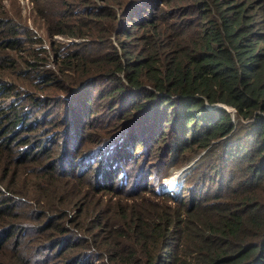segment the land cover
<instances>
[{"label":"trees","instance_id":"obj_1","mask_svg":"<svg viewBox=\"0 0 264 264\" xmlns=\"http://www.w3.org/2000/svg\"><path fill=\"white\" fill-rule=\"evenodd\" d=\"M135 3L130 0L119 10L129 24L115 21V11L106 7L102 17L110 24H102L101 31L112 51L90 63L91 78L104 80L116 115L127 105L142 118L141 126L154 123L156 135L182 148L216 141L217 161L205 173L207 182L187 200L141 202L139 197L145 198L135 192L139 168L129 187L114 188L124 197L122 204L103 201L91 194L109 187L108 173H120V186L123 172L127 177L131 172L118 163L127 161L123 150L115 151L117 142L110 147L98 142L73 164L77 170L98 161L104 181L88 168L63 171L60 157L66 155L43 165L36 152L28 151L27 163L38 166L27 175L32 193L22 194L32 205L2 196L0 264L31 259L41 264V257L43 264H264V0H187L166 15L149 8L144 13ZM84 19L83 29L92 30L99 21L94 13ZM134 32L139 33L130 36ZM129 41L141 50L129 52ZM19 118V111H12L13 124ZM126 129L116 130L120 140ZM129 138L140 143L136 134ZM43 149L36 150L42 158ZM2 188L11 191L8 184ZM9 231L15 236L4 243L2 233Z\"/></svg>","mask_w":264,"mask_h":264},{"label":"rangeland","instance_id":"obj_2","mask_svg":"<svg viewBox=\"0 0 264 264\" xmlns=\"http://www.w3.org/2000/svg\"><path fill=\"white\" fill-rule=\"evenodd\" d=\"M129 1L0 0V200L2 196L11 199L15 196L32 205V199L22 194L32 193L27 175L31 168L38 166L34 161L27 163L28 151L36 152L35 157H39L43 165L50 157L54 162L63 154L66 155L60 157L63 159V171L76 172L88 168L92 175L95 171L99 175L103 166L97 169L98 161L89 160L77 170L73 166L82 152H88L98 142L106 144V147L117 142L115 151L121 153L123 150V159L127 161V164L121 160L118 163L123 166V171L124 168L131 170L128 177L123 172L125 185L120 186L117 184L121 179L120 173H108L110 180L105 182H111L109 187L98 188L99 194H91L102 197L103 201L116 200L122 204L125 199L115 189L129 187L137 175L135 170L139 168L140 176L136 180V188L138 186L139 189L135 192L145 198L139 197L141 202L150 199L166 202V198L180 196L187 200L193 189L207 182L205 173H211L208 167L217 161L213 160L218 151L216 141L206 147L196 142L182 148L176 140L156 135L159 128L154 123L141 126L139 122L142 118L135 117L136 112L128 109L127 105H121L119 110L122 113L116 115V101L110 98V90L106 89L104 80L91 78L95 68L89 66L90 63L112 51L101 31L102 24L109 22L102 14L106 7L112 8L115 21L119 19L122 24H129L126 22L128 18L120 17L124 12H119ZM161 1L134 0L135 4L141 3L137 4L141 11L148 13L149 8L154 15H166L170 11H166L168 8L187 2ZM89 13H94L99 20L92 30L83 29L87 27L84 16ZM79 20H82L81 26ZM164 22L169 23L170 20ZM125 31L126 27L122 32ZM138 33L130 36H137ZM109 40L114 45L112 35ZM129 42L125 45L129 52L141 50L137 43ZM114 74L121 79L120 74ZM113 105L114 108H111ZM15 110L20 114L19 124L11 121L12 111ZM125 126L124 138L120 140L116 130ZM15 127L22 130L15 131ZM131 133L138 136L139 144H134L129 138ZM171 133L172 136L173 131ZM5 142L11 144L4 146ZM41 145L44 147V158L43 153L36 151ZM20 152L25 154L19 160L17 156ZM75 153L77 156L74 157ZM54 167L57 169L58 165L54 164ZM98 180L104 181L100 175ZM162 183L167 184L162 186ZM3 184H8L11 191L2 188ZM170 187L173 195L168 193ZM11 220L16 221L17 218L12 217ZM20 223L27 224V221ZM2 235L6 243L15 236V232ZM44 258H40L41 264ZM28 264L37 263L31 259Z\"/></svg>","mask_w":264,"mask_h":264},{"label":"bare ground","instance_id":"obj_3","mask_svg":"<svg viewBox=\"0 0 264 264\" xmlns=\"http://www.w3.org/2000/svg\"><path fill=\"white\" fill-rule=\"evenodd\" d=\"M167 183H162L161 185L163 186V185H166Z\"/></svg>","mask_w":264,"mask_h":264}]
</instances>
